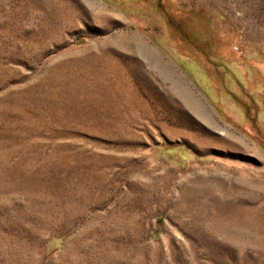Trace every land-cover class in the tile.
Masks as SVG:
<instances>
[{
    "label": "rangeland",
    "instance_id": "1",
    "mask_svg": "<svg viewBox=\"0 0 264 264\" xmlns=\"http://www.w3.org/2000/svg\"><path fill=\"white\" fill-rule=\"evenodd\" d=\"M0 264H264V0H0Z\"/></svg>",
    "mask_w": 264,
    "mask_h": 264
}]
</instances>
